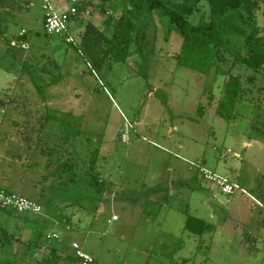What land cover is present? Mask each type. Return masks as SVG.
Segmentation results:
<instances>
[{"label": "rangeland", "instance_id": "1", "mask_svg": "<svg viewBox=\"0 0 264 264\" xmlns=\"http://www.w3.org/2000/svg\"><path fill=\"white\" fill-rule=\"evenodd\" d=\"M51 1L57 9L69 5V0ZM83 1L90 6L81 11L82 21L78 17L70 26L75 42L88 22L110 37L113 23H102L108 14L116 20L124 0ZM41 5L42 0H0V98L8 103L0 108V188L37 201L50 223L43 234L78 243L95 264H264V237L257 232L264 230L259 227L264 199L258 197L264 198V74L248 85L249 70L230 68L241 75L245 92L235 119L226 122L213 117L222 79L178 67L173 56L181 38L173 33L165 40L156 15L145 17L143 56L97 71L61 38L46 36ZM206 12L202 6L189 21ZM21 30L28 33L29 49L7 54L6 41L17 43ZM21 63L36 69L41 92ZM52 79L58 81L51 84ZM199 104L207 105L206 119L196 115ZM45 112L51 118L37 128L39 137L21 124L39 121ZM16 130L24 139L15 138ZM46 147L48 152L37 151ZM90 163L101 187L89 183ZM190 165L227 176L245 193L221 194ZM41 189L48 201L37 200ZM187 215L206 221L211 231L202 237L188 233L183 229ZM243 215L247 220L240 222ZM61 216L69 222L63 227ZM18 223L15 227L22 226ZM64 228H71L69 237ZM251 236L256 240H247ZM248 242L255 246L246 249ZM47 245L33 250L14 244L0 251V264L13 254L21 257L20 264H64L44 259Z\"/></svg>", "mask_w": 264, "mask_h": 264}, {"label": "trees", "instance_id": "2", "mask_svg": "<svg viewBox=\"0 0 264 264\" xmlns=\"http://www.w3.org/2000/svg\"><path fill=\"white\" fill-rule=\"evenodd\" d=\"M88 6H90L88 1H77L75 4L77 14L71 21H76L81 11ZM202 6L206 8L207 16L201 14L196 22H190L189 18L198 15ZM117 9L119 14L116 20L109 14L103 22L104 24L113 23L114 30L110 37L105 36L98 27L88 22L84 25L75 45H67L75 48L78 54L81 53L89 67L97 71L101 70L104 65L125 63L133 55H144L145 50L142 49H146L147 45L144 33L145 17L146 14H154L162 23L165 40L173 33L181 38L179 52L173 56L178 67L187 68L206 78L213 74V79H222L221 95L214 114L226 122L235 119V107L243 98L245 89L241 75L232 74L229 71L230 68L239 66L243 70H249L251 75L245 78L244 83L248 85H254L255 78L264 74V0H124ZM100 11L104 9L101 8ZM104 12V15L108 13ZM258 18L262 19V25L259 24ZM17 38V43L6 41L5 52L7 54L14 55L13 50L16 48L19 51L25 50L19 47L20 41L25 42L29 49L30 39L26 31L25 35ZM234 39H241V45H235ZM53 65L57 68L55 61ZM21 68L29 74L36 89L41 92L40 85L36 83L37 78L33 74L36 69L32 72L27 63H21ZM57 81L52 79L50 82L54 84ZM159 99L167 107L166 98L160 97ZM5 105L8 103L0 98V108H5ZM206 106L198 105L196 115L199 120L203 117ZM50 118L49 113L45 112L39 119L42 121L41 126L44 127ZM93 165L90 163L87 172L91 176H93L91 174ZM89 183L95 187L103 185V181L94 176ZM41 194L44 193L41 192ZM14 215V223L20 222L22 226L17 229L15 223L13 231H10L8 223ZM64 222H68V219L62 216L58 218V224L62 227ZM49 224L45 213L39 216L17 214L0 208V251L10 249L14 244L18 248L40 250L48 243L49 255L44 259L53 257L59 258L64 264H80L71 248L72 241L63 236L50 242L46 239L47 235H44L43 231L48 228ZM183 229L192 235L202 237L205 232L211 231L212 225L187 215ZM63 231L69 233L71 228L69 231L64 228ZM24 234H27L26 239H23ZM7 261V264H20L21 257L18 255L17 260L13 254L12 258ZM33 264H45V262L33 261ZM92 264L95 262L92 261Z\"/></svg>", "mask_w": 264, "mask_h": 264}, {"label": "built area", "instance_id": "3", "mask_svg": "<svg viewBox=\"0 0 264 264\" xmlns=\"http://www.w3.org/2000/svg\"><path fill=\"white\" fill-rule=\"evenodd\" d=\"M78 0H70L66 9H57L53 6L51 0H42L41 10L43 13V26L45 34L48 37H59L65 44L75 45V40L70 34V26L72 24L71 19L77 14L75 4ZM25 35V31L21 30L19 37ZM14 46V43H12ZM22 49H27L28 45L20 41L18 43ZM196 166L197 173L202 181L213 185L221 194L226 196H232L237 191L244 194L245 191L240 189L236 184L230 182L227 178L219 176L213 172L207 171L200 165ZM0 208L11 210L17 214H30L40 215L42 213V207L35 201L24 197L15 192L0 190ZM117 217L113 216L111 221H116ZM67 231L70 228L66 229ZM48 239H58L56 235H47ZM71 248L74 251V255L81 264H91L93 259L91 256L81 249L78 243H72Z\"/></svg>", "mask_w": 264, "mask_h": 264}, {"label": "crops", "instance_id": "4", "mask_svg": "<svg viewBox=\"0 0 264 264\" xmlns=\"http://www.w3.org/2000/svg\"><path fill=\"white\" fill-rule=\"evenodd\" d=\"M119 14V12H117L116 13V15H118ZM109 15V14H108ZM82 19H83V16L82 17H80V21L79 22H81L82 21ZM106 18H104V20H105ZM72 23H78L77 21H73ZM102 24H104V23H102ZM96 26V25H95ZM100 26V25H99ZM98 25L96 26V27H98L100 30H101V28L99 27ZM217 104V103H216ZM216 104H215V107H216ZM214 110H215V108H214ZM213 114H214V111H213ZM206 113H204V115H203V117L201 118V120L202 119H206ZM214 118L216 117L215 116V114H214V116H213ZM218 118V117H217ZM22 123L21 124H24L25 126H27L28 128H34L35 130H33L34 132H36L35 134H34V136L36 135L37 137H39L38 136V134L40 133H37L38 132V130H37V128H40V127H43V126H41V122L42 121H38V119H36V120H27V121H21ZM36 122H39L40 123V125H37L36 126ZM26 123V124H25ZM7 124H9V125H11L12 127H14V128H16L17 129V123H15V122H13V123H11V122H9V123H7ZM46 124H44V126H45ZM0 127H2V126H0ZM17 131V130H16ZM15 131V132H16ZM15 132H13V134L15 133ZM17 136H15V138L17 139V140H20V138H21V140L22 139H24V135L23 134H21L20 132H18L17 131V134H16ZM250 146V143H244V147L245 148H247V147H249ZM48 149H50L49 147H46L45 149H43V148H39L37 151H39L40 153H43L44 151H46V152H48ZM63 159H64V162L65 163H67L69 160H70V156H69V154L66 152V154L64 155V157H63ZM46 175V174H45ZM220 176H222V177H225V178H227L228 180H229V178L227 177V176H225V175H220ZM41 180V179H40ZM42 181V180H41ZM230 182H232L231 180H229ZM233 183V182H232ZM45 188V187H44ZM243 191H245V190H243ZM41 192H43L44 194H41ZM247 195H250V194H247ZM40 197V199H43V200H45V201H48V198H47V195L45 194V191L43 190V189H41L39 192H38V198ZM42 197V198H41ZM259 198H260V200L257 198V199H254L253 198V196L251 197L253 200H255L256 201V204H258V205H260V203H259V201H263V197H261L260 195L258 196ZM259 200V201H258ZM238 214H240V211H238ZM247 220V218H245V216L243 215V216H241V220H240V222H244V221H246ZM264 222H262V223H260V228H262V227H264V224H263ZM14 221L12 222V224H11V226H14ZM17 224V223H16ZM15 224V225H16ZM19 224V223H18ZM19 225H21V224H19ZM20 228V227H19ZM17 229H18V227H17ZM261 230V231H260ZM260 230H258L257 232H258V236L259 237H264V230L263 229H260ZM66 234V237H69V233H65ZM250 236V235H249ZM64 238H65V236H64ZM247 238V240H249V241H255L256 239L254 238V237H246ZM252 242H248V244L249 245H246V249H248L249 247H254L255 245L252 243ZM252 244V245H251ZM243 249H244V247H242ZM245 249V250H246Z\"/></svg>", "mask_w": 264, "mask_h": 264}]
</instances>
